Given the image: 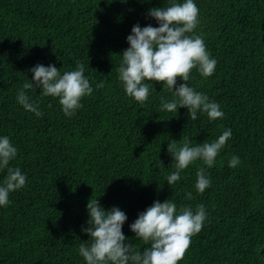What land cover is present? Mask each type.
Returning <instances> with one entry per match:
<instances>
[{
    "label": "trees",
    "instance_id": "1",
    "mask_svg": "<svg viewBox=\"0 0 264 264\" xmlns=\"http://www.w3.org/2000/svg\"><path fill=\"white\" fill-rule=\"evenodd\" d=\"M172 2L184 0H0V137L18 149L9 167L27 178L0 206V264H86L79 245L89 239L90 198L126 213L122 232L140 252L150 245L129 225L154 201L193 211L202 204L207 219L178 264H264V0H194L195 34L217 64L208 78L193 69L187 83L219 104L224 115L214 121L203 112L192 121L186 108L161 111V97L173 98L161 83L148 82L155 90L140 104L118 78L132 27H158L149 9ZM77 62L93 93L75 115L40 89L27 95L41 117L17 102L35 65L63 74ZM228 129L212 168L197 160L168 185L171 140L212 143ZM233 156L240 163L230 168ZM199 168L211 180L202 194ZM6 175L0 170V186Z\"/></svg>",
    "mask_w": 264,
    "mask_h": 264
},
{
    "label": "clouds",
    "instance_id": "2",
    "mask_svg": "<svg viewBox=\"0 0 264 264\" xmlns=\"http://www.w3.org/2000/svg\"><path fill=\"white\" fill-rule=\"evenodd\" d=\"M148 16L159 26L149 24L141 28L139 24L134 25L126 38L129 47L120 54L122 62L118 68V78L126 94L144 104L152 89L148 82L161 83L173 96L171 100L161 97V111L177 113L179 108H186L192 121L197 120L198 112L206 113L213 121L223 118L219 104L210 101L206 94L196 91L187 83L193 69L208 78L213 75L217 64L210 57L203 37L195 34L200 21L194 0L172 2L168 7H153L149 9ZM30 71L32 79L22 85L16 99L26 111L35 113L37 117L43 113L27 91L40 89L43 96L59 98L62 111L68 117L75 115L76 110L82 107L83 97L93 93L89 78L84 75L82 62H77L75 70L63 74L51 64H37ZM178 78L183 83L178 84ZM231 135L228 129L214 142L196 146H190L188 138H184L180 144L177 140H171L167 151L175 161V171L167 176L168 185L178 182L181 172L197 160L212 168ZM17 154L18 149L10 138L0 137V170L7 169L0 186V206H8L9 194L26 186L27 178L21 170L9 167ZM239 163V157L233 156L228 166L234 168ZM196 177L195 188L202 194L211 185L210 177L204 168L198 169ZM187 198L192 199L191 193L187 194ZM87 211L88 227L82 228V232L89 239L79 245V255L86 264H178L189 248L191 238L202 230L207 219L202 204L195 211L190 206H182L178 210L177 205L169 199L163 203L156 200L129 225L136 239L150 245L140 252L134 249L122 232L128 217L119 207L106 211L97 198H90Z\"/></svg>",
    "mask_w": 264,
    "mask_h": 264
}]
</instances>
